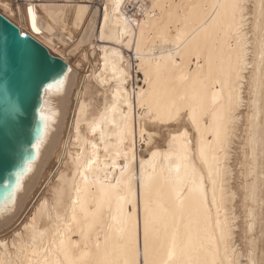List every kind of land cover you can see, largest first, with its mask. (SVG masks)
<instances>
[{"label": "snow or ice", "instance_id": "6c2138e0", "mask_svg": "<svg viewBox=\"0 0 264 264\" xmlns=\"http://www.w3.org/2000/svg\"><path fill=\"white\" fill-rule=\"evenodd\" d=\"M2 7L9 10L8 4ZM119 7L117 3L115 9ZM108 8L109 5L105 4V25L110 21ZM157 8L161 10L160 17L156 16ZM260 8L261 18L257 20L253 34L257 36L255 43L260 64L264 66V24L261 23L264 20V0H261ZM165 10H168L167 18L163 15ZM245 10L244 0H213L211 3L204 0L176 5L153 0L151 11H143V15L149 18L147 22L126 20L119 35L110 31L106 35L108 29L105 25L98 26L100 41H113L128 48L135 44L137 59H141L142 44L158 42L161 55L153 57L156 78L154 80L146 71L148 89H141L129 97L123 90L127 73L116 63L117 59L123 62V56L115 48L104 50L102 72H106L110 65L113 75L106 79L97 73L96 78L102 85L109 79L115 81L116 89L111 94V101L105 93L103 109L89 125L94 135L99 133V140H85L84 144L91 143L92 151L86 155L82 145L74 157L76 171L73 172L67 203L63 186L66 180L60 177L62 183L54 189L58 212L54 218L49 217L50 228L38 233L33 215L31 222L12 234L11 248L6 241L0 243L3 250L0 264H264V250L261 248L264 243V126L258 121L255 125L250 121L241 165L247 170L244 184L247 194L246 235L253 236L246 241V254H238L233 246L236 218H230L225 207L227 170L223 164L235 133L231 127L235 111L244 104V74L252 67L247 60L254 54L250 51L252 42L241 33L244 25L239 21L247 19L243 15ZM25 22L33 35L43 34L44 29L38 26L36 9L31 3L27 6ZM135 28L139 29L138 37ZM127 37L130 38L125 43ZM233 39L236 40L235 46ZM165 45H174L175 52L165 54ZM57 48L51 41L34 40L27 29L17 25L0 27V79L11 75L10 87L25 92L34 90L36 96V103L32 106L34 137L24 145L23 160L13 173L14 180L3 185L8 191L0 201V228L5 226L6 219L15 215L18 193L23 191L26 177L34 172L42 146H46L55 131L53 123L57 113L52 110L50 94L64 92L74 71L68 62H58L64 57ZM203 53H207L208 72L200 81L199 91L192 95L177 87L160 91L158 85L163 73L167 74L165 83L187 80L179 71L181 64L175 57L183 60L185 56L195 55L199 61ZM68 55L73 53L69 51ZM75 67L80 69L81 65ZM137 67L140 70L142 65ZM217 86L220 92L212 91L209 103L208 91ZM248 86L253 97L252 105L257 108L264 105V76L255 78ZM134 105L142 111L139 119L146 124H183L185 129L191 125V133L178 131L170 137L168 151H152L147 162L141 161L139 176L134 166L135 130L129 123ZM145 108L147 111H143ZM79 131L78 122V139ZM2 134L3 128L0 127ZM154 135L155 132L149 134V142ZM129 136L132 137L130 148L127 144ZM190 136L195 137L200 160L207 168L206 178L187 163L193 144ZM208 136L212 139L208 140ZM113 138L116 140L114 144L110 142ZM144 138L145 131L141 128L142 144ZM100 145H103V157ZM161 157L166 167L158 171L157 162ZM121 159L122 163L119 162ZM146 163L151 172L145 171ZM208 184L211 185L210 205ZM47 203L44 201L42 206ZM138 204L143 209L142 247ZM257 206L262 229L259 240L255 238ZM60 208L64 214H60ZM73 228L77 230L75 234L79 240L66 238Z\"/></svg>", "mask_w": 264, "mask_h": 264}, {"label": "bare ground", "instance_id": "6f19581e", "mask_svg": "<svg viewBox=\"0 0 264 264\" xmlns=\"http://www.w3.org/2000/svg\"><path fill=\"white\" fill-rule=\"evenodd\" d=\"M24 1L25 5L21 9L19 7L12 8V4L8 2V0H0V7L3 9V11L0 10V14L2 13L3 16L7 17L9 21H13L15 25H17L19 28L27 29L29 31V34L37 41H43L38 36H35L31 33L30 28H28V25L25 22L27 19V6L32 2V0ZM41 1L42 0H39V6L38 8L35 7V9L38 26L44 29L42 36L45 37L47 41L59 43L61 47H65L66 40L64 38V34L61 33L60 30L66 31V34L68 35V37H70V39L74 37V34H77V38L79 37L80 40L76 44V46L79 45L81 47L83 43H89L87 45L90 46V44L93 43L94 38H96V41L99 40L100 32L98 26L105 25V4L109 5L108 13L110 15V21L107 25H105V27L108 29L105 34L107 35L110 31L119 35V33H121L126 26V20L147 22L149 18L143 15V11H151V4L153 2V0H98L97 3L102 2L101 6H99L97 3L93 5L92 2V5H89L86 3V1H83V3H81L79 2V0H49L46 2L43 0V3ZM159 2L162 4L176 5L191 2H204V0H159ZM207 2L211 3L213 2V0H207ZM260 2L261 0H244L246 10L243 15L247 19L239 21L244 25V27L241 29V33L242 35L247 36L252 42L253 46L250 51L254 54L250 55L247 60V63L252 65V67L244 74V81L246 84L242 93V99L244 100V104L241 108H238L235 111L233 117L234 123L231 125V127L235 129V133L229 145L230 152L227 153V159H224L223 164V167L227 170V174L224 178L226 199L225 207L228 211L229 217L232 218L234 216L236 218V223L233 226L235 229V242L233 246L237 248L238 254H246V241L253 239V236L251 234L246 235L247 221L245 220V216L247 206L245 205V196L247 194L244 190V184L246 183L245 176L247 174V170L241 167V165L244 163V144L247 140V130L251 125H255L258 121L261 126H264V105H260L259 108L252 105L251 100L253 99V97H251L249 94L248 86L255 78L259 76H264V66L260 64L259 54L257 50L258 46L255 43L257 36L253 34L256 30V22L258 19L261 18ZM117 3L120 5L118 10L115 9V5ZM3 4H8L9 10L5 11V9L2 7ZM129 5H131V7L133 6V8L129 9ZM155 11L156 16L160 17L161 10L157 8ZM167 11L168 10H165V12L163 13L165 18H167ZM172 11H175V9H172ZM13 12L15 13V18H13ZM237 19L239 20V15ZM261 23L264 24V20H261ZM134 30L138 37L139 29L135 28ZM172 35L174 36L175 32H173ZM128 38L130 37L125 38V43H127ZM232 44L235 46V39L232 40ZM92 48H90V51ZM97 48L100 51L99 53L94 52V54H99V56L95 58L94 61H98V63L100 62V64H98V68L96 67L98 70L95 72L92 69H94L96 62L92 61L93 64H91L92 66H90L92 68V72H90V75L93 78H89V80L91 79L92 82L87 80L88 78L86 79L87 81L85 79H82V76L80 74L81 72L79 71L80 69H76L75 67V64L77 63L74 61L76 59L74 61H71L62 55L66 60L64 61L68 62L69 65L74 69V71L70 81L67 84L66 90L64 92H52L49 97L52 110L57 113V115L54 117L53 123V128L55 129V131L51 134V138L47 141L46 146H42L41 155L34 165V172L29 174L28 177H26L23 185V191L18 193L15 215H12L10 218L5 220V226H8V224L12 223L14 220H18L17 218L19 216L21 217L23 211H25V208H27L28 204L31 202V199L36 194V191L38 190L39 186L47 185L44 190L45 193L41 197V202L35 207L34 212L29 221L27 219L26 220L28 221L27 223L31 222L33 215H35L36 219L34 227L38 233L50 228L51 224L49 217L54 218L58 212L57 206L55 204L56 197L54 194V189L61 185V176H63L66 180V183H64L63 186L66 189L65 203L68 202V195L70 194L71 185L73 183V172L76 171L75 165L73 163L74 157L78 154L82 145L85 148L86 155L92 151L91 143L84 144L83 142L85 140L90 142L99 140V133L97 132L94 135L89 125L94 122V120L99 115V111L103 109L105 93L107 92L108 100L111 101V94L116 89L115 81L109 79L108 83L102 85L96 78L97 73H100L106 79L110 78L113 75L110 65L106 72H102L105 67V62L102 59L105 56V49L111 51L115 48L123 56V62H120L117 59L116 63L118 64L119 68H122L123 71L127 73V78L125 79L123 90L128 93L129 97H133V93L139 92L141 89H148L149 86L145 84L146 71L151 73L152 78L155 80V60L153 59V57H158L161 55V45L158 42L155 44L151 42L147 43L146 45L142 44L140 52L141 59H137V49L135 47V44H133L131 48H128L122 45L115 44L113 41L105 40L100 41L97 44ZM164 49L165 54L168 51L175 52L174 45H165ZM69 51L74 53V47L70 48L68 52ZM85 51L86 50H84V52ZM80 55H78L79 57L77 56L78 59L82 58L80 57ZM96 56L97 55H95V57ZM84 57L88 56L84 55L83 58ZM175 58L177 60V63L181 64V69H179V71H182L186 75L187 80L184 82L173 81L165 83V78L167 74L163 73L160 84L158 85L160 91H163L164 88L172 87L179 88L181 92L186 91L189 95H192L195 92L199 91L201 88L200 81L206 76L208 72L207 53L201 54L199 61H197L195 55L191 56L190 58L185 56L183 60H180L179 57ZM83 60L82 63L87 61V58L85 61ZM78 62L81 61L79 60ZM133 62H136L134 67L137 68V72H140L142 74V80L139 81V84L137 82H133V80L138 77L137 75L133 76ZM140 65H142V68L138 70L137 66ZM92 83H96L94 84V86L97 85L95 86V91H92ZM212 91H216L217 93H219V86H217L215 89H210L208 91L209 103L211 102ZM224 97V102L226 103V92L224 93ZM82 105L84 106L83 108L81 107ZM125 111H128L127 108H125ZM143 111H147V109L145 108ZM141 115L142 111L137 110L134 105L129 123L134 127L135 130L136 158L134 166L137 176H139L140 173V162H147L152 151L158 150L161 153L168 151V142L172 135L177 134L178 131L185 130H188L191 133L190 124L188 125L187 129H185L183 124L177 125L175 123L170 125L165 124L154 126L151 123L146 124L145 121L140 120L139 117ZM78 122L80 129L79 139L77 137ZM141 128H144L145 131V138L143 144L140 140ZM153 132H155V135L152 136L151 142H149V134ZM190 138L193 139V144L190 146L191 151L189 152V158L187 163L190 167H194L197 170L198 174L202 173L206 178L207 168L203 165L202 161L200 160L199 153L195 144V137L190 136ZM207 139L211 140L212 137L208 136ZM131 141L132 137L129 136L127 141L129 148L131 147ZM110 142L113 144L116 143L115 138H113ZM100 147L101 157H103V145H100ZM125 150H127V148ZM221 156L223 157L224 154H221ZM119 162L122 163V159ZM161 167H166V162L162 159V157L157 162V170L159 171ZM145 171H152L150 165H148L147 163L145 164ZM242 172L244 173L243 175ZM52 174H54L56 180L53 181L51 184H48V181L50 180ZM165 175H167L166 172ZM76 179L79 180V177H76ZM207 187L209 189L208 199L210 205L211 185L208 184ZM7 191L8 189L5 188L2 195L0 196V201L3 200L4 195ZM44 201L48 202L46 206H42ZM233 209H235V212H233ZM128 210L131 211L130 206ZM59 212L60 214H64L63 208H60ZM255 214L257 217V223L255 226V238L259 240L262 231L260 225L261 213L259 206L256 207ZM138 217L140 220V236L142 247L143 209L142 206H140L139 204ZM212 219L214 223V208L212 209ZM221 219H223V214L221 215ZM65 223H67V220H65ZM76 231L77 230L73 228L72 233L67 234L66 238L70 237V239L73 241L79 240L80 237L75 234ZM48 238H50V234ZM2 242L4 241H2L1 239L0 243ZM12 243V239L7 242L9 248H11ZM261 248L262 250H264V243L261 244ZM2 251L3 250L0 249V253H2Z\"/></svg>", "mask_w": 264, "mask_h": 264}, {"label": "water", "instance_id": "95a60500", "mask_svg": "<svg viewBox=\"0 0 264 264\" xmlns=\"http://www.w3.org/2000/svg\"><path fill=\"white\" fill-rule=\"evenodd\" d=\"M6 24L9 28L13 25L0 14V27ZM58 62L65 61L58 59ZM10 79L11 75L0 79V127L3 128L0 135V196L5 189L3 185L13 181V173L23 160L24 145L33 139L35 127L32 108L36 103L35 91L10 87Z\"/></svg>", "mask_w": 264, "mask_h": 264}, {"label": "rangeland", "instance_id": "374dc122", "mask_svg": "<svg viewBox=\"0 0 264 264\" xmlns=\"http://www.w3.org/2000/svg\"><path fill=\"white\" fill-rule=\"evenodd\" d=\"M43 1V0H42ZM41 1V2H42ZM45 2L46 1H49V0H44ZM43 1V2H44ZM57 1H61V0H57ZM83 1L85 2L86 1V3L87 4H91L92 5V2H93V5L94 4H96L97 3V1L98 0H79V2H81V3H83ZM8 2H10L11 4H12V8L13 7H19V8H23V6L25 5V1L24 0H8ZM42 2V3H43ZM101 3L102 2H99V3H97L99 6H101ZM31 4H33L34 5V7H37L38 8V6H39V0H32V2H31ZM129 7V9H132L133 8V6L131 7V5H129L128 6ZM0 10L1 11H3V9L0 7ZM2 14V13H1ZM3 15V14H2ZM7 18V17H6ZM11 21V20H10ZM12 23H14L13 21H12ZM15 24V23H14ZM60 32L61 33H63L64 34V38H65V40H66V43H65V47L64 46H62L61 47V45H59V43H53V46H58V48H57V51L58 52H60V55H63L64 57H66L68 60H71V61H74L75 59L77 60L78 59V55H80V57H82V58H79L77 61L75 60L74 62H76L77 64L79 63L80 65H81V67H80V74H81V76H82V79H87V80H89V78H93L90 74V72H92L91 71V67L90 66H92L91 64H93V62H96V61H94V59L95 58H97L98 56H99V54H94V52L96 53H99V49L97 48V44L100 42L99 40H95L96 38H94L93 39V43L92 44H90V46L89 45H87V44H89V43H83L82 45H81V47L78 45V46H76V44L79 42V37L77 38V34H74V37L73 38H71L70 39V37H68V35L66 34V31H61L60 30ZM40 39H42L43 41H47V39H45V37H43L42 35H40V36H38ZM95 41V42H94ZM94 44V45H93ZM84 45H87V46H84ZM92 45V46H91ZM72 47H74V53H73V55L72 56H69L68 55V50L70 49V48H72ZM93 47V48H92ZM90 48H92L91 49V51H92V53H91V51H90ZM84 50H86V51H88V52H84ZM81 51V52H80ZM83 51V52H82ZM84 53V54H83ZM87 53V54H86ZM83 54V55H82ZM88 56L87 57V61H85L86 59H84L83 58V56ZM95 55H97L96 57H95ZM78 56V57H77ZM84 59V60H83ZM65 60V59H64ZM81 61V62H78V61ZM82 60L83 61H85L84 63H82ZM90 62H89V61ZM66 61V60H65ZM93 61V62H92ZM92 62V63H91ZM135 63L136 62H133V67L135 66ZM77 64H75V65H77ZM83 64V65H82ZM90 64V65H89ZM98 64H100V62L98 63V61L96 62V64H95V67H94V69H92V70H94L95 72L98 70L97 68V66H98ZM97 67V68H96ZM133 76H135V75H137L138 77L137 78H135L134 80H133V82H137L138 84L140 83L139 81H141L142 80V74L140 73V72H137V68L136 67H134V70H133ZM135 72H137V73H135ZM91 79L89 80L90 82H92L91 81ZM86 80V81H87ZM94 82V81H93ZM93 84V85H92ZM91 84V86H92V91H95V86H97V85H95L94 86V84H96V83H92ZM135 87V86H134ZM99 88V87H98ZM56 180V178L54 177V174H52V176H51V178H50V180L48 181V184H51L53 181H55ZM47 187V185H41V186H39V188H38V190L36 191V194L33 196V198L31 199V202L28 204V206H27V208H25V211H23V213H22V215H21V217L19 216L17 219L18 220H14L12 223H13V225H12V223H9L8 224V226L9 225H12V226H4V227H2L1 229H0V241H1V239H2V241H6V242H9L10 241V239H12L11 237H12V234L14 233V232H16V231H20L21 229H23L24 228V225L29 221V219L31 218V216H32V214H33V212H34V209H35V207L41 202V197L44 195V190H45V188ZM24 217V218H23ZM23 219V220H22ZM28 221H27V220ZM20 223V224H19ZM14 226H15V228H14ZM6 227H8V228H6ZM7 230H6V229ZM14 228V229H13ZM12 229V230H11ZM8 232H9V234H8ZM10 237V238H9Z\"/></svg>", "mask_w": 264, "mask_h": 264}]
</instances>
